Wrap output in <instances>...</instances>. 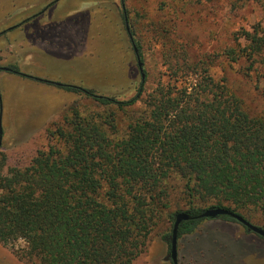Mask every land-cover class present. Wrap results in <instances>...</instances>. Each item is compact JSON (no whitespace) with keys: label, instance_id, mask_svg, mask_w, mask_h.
<instances>
[{"label":"trees","instance_id":"16d2710c","mask_svg":"<svg viewBox=\"0 0 264 264\" xmlns=\"http://www.w3.org/2000/svg\"><path fill=\"white\" fill-rule=\"evenodd\" d=\"M233 41L224 58L254 69L264 27L239 31ZM162 46L167 82L148 88L137 64L138 85L127 99L63 84L81 99L46 128V147L16 176L3 174L0 151V242L21 260L132 264L163 222L169 252L177 212L222 207L250 221L237 209L253 208L264 217V109L252 114L226 78L210 74L212 55L190 61L183 45ZM205 219L182 221L177 239ZM18 240L24 245L15 249Z\"/></svg>","mask_w":264,"mask_h":264},{"label":"rangeland","instance_id":"374dc122","mask_svg":"<svg viewBox=\"0 0 264 264\" xmlns=\"http://www.w3.org/2000/svg\"><path fill=\"white\" fill-rule=\"evenodd\" d=\"M123 12L142 44L148 88L160 78L169 80L162 42L169 46L174 41L183 45L190 61L212 55L216 61L210 74L226 78L252 114L264 109V52L256 56L251 71L244 61L229 62L222 55L239 31L264 27V0H0V32L5 31L0 33L3 174L19 175L36 150L46 147V128L59 121L67 105L81 99L37 79L92 88L119 99L135 93L139 71ZM5 66H16L22 74ZM237 210L264 228L257 210ZM166 229L163 222L151 231L132 264H171L168 245L161 239ZM23 245L18 240L13 248ZM0 264L38 263L21 260L0 242ZM177 264H264V238L237 221L205 219L195 232L177 239Z\"/></svg>","mask_w":264,"mask_h":264},{"label":"water","instance_id":"95a60500","mask_svg":"<svg viewBox=\"0 0 264 264\" xmlns=\"http://www.w3.org/2000/svg\"><path fill=\"white\" fill-rule=\"evenodd\" d=\"M124 20H125L126 31L129 35L130 39L132 40L130 31H129V27H128V24L126 21V17H124ZM12 27L13 26H11L10 28H12ZM132 46H133L134 53L137 57V64H138V67L141 71V76L143 77L144 74L142 73V63L139 60V57L137 55V48L135 47L133 42H132ZM2 69L6 70V71H9V70L12 71L13 70L10 67H2ZM38 80L43 81V82L53 83V84L58 85V86L63 85L60 82H50L48 80H43V79H38ZM0 112H1V103H0ZM1 134H2V130H1V124H0V137H1ZM223 215H227V216L232 217L234 220L241 223L248 231L255 232L256 234H258L259 236L264 238V228L251 223L250 221L246 220L241 215H239L235 212H232L231 210H228L226 208L209 207V208L204 209L203 211H201L200 213H198L196 215H189L187 212L180 211V212L175 213V215H174L173 225H172V229L170 232L168 259L171 261V263L177 264V230H178V226L180 225V223L182 221L188 220V219H200V218L214 219V218H217V217L223 216Z\"/></svg>","mask_w":264,"mask_h":264},{"label":"flooded vegetation","instance_id":"af4514ba","mask_svg":"<svg viewBox=\"0 0 264 264\" xmlns=\"http://www.w3.org/2000/svg\"><path fill=\"white\" fill-rule=\"evenodd\" d=\"M21 23H23V22H21V21L18 22L17 24L14 25V27H15V26H19ZM0 33H5V31H2V32H0ZM5 67H6V66H5ZM10 68H11V67H10ZM12 69H13V68H12ZM9 71H10V70H9ZM18 71H19V70H18ZM18 71L15 70V69H13L11 72L18 73Z\"/></svg>","mask_w":264,"mask_h":264}]
</instances>
